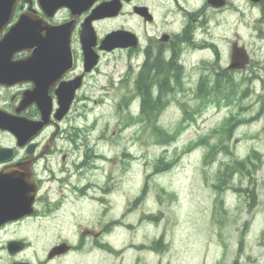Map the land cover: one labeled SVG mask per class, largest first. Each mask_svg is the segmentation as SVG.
<instances>
[{"label": "flooded vegetation", "instance_id": "flooded-vegetation-1", "mask_svg": "<svg viewBox=\"0 0 264 264\" xmlns=\"http://www.w3.org/2000/svg\"><path fill=\"white\" fill-rule=\"evenodd\" d=\"M25 18L68 24L70 54L61 59L53 80L50 75L32 82L20 72L32 51L12 41L22 35L11 28ZM249 28L253 39L243 41ZM113 31H123L135 44L100 49L102 38ZM92 36L98 58L86 71L81 38ZM117 50L126 52L129 62L131 85L123 96L129 101L141 104L145 95L179 101V94L195 84L193 96L203 88L204 95L225 98L234 73L252 64L264 70V0H0V264H103L106 254L121 264L120 217L104 207L109 182L101 186L87 175L108 158L96 152L88 129L62 125L76 103L90 100L89 78L101 72L103 56ZM203 51L210 53L208 59L199 57ZM235 52L243 64L233 68ZM195 69L204 71L194 82ZM79 77L69 111L56 120V88ZM36 86L50 101L44 120L40 93L37 97L34 89L30 96ZM103 136L96 140L107 143ZM71 202L89 206L84 218L82 208L65 213ZM59 216L70 217L69 231L54 223ZM166 247L163 231L147 245L127 248L159 254Z\"/></svg>", "mask_w": 264, "mask_h": 264}, {"label": "rangeland", "instance_id": "rangeland-1", "mask_svg": "<svg viewBox=\"0 0 264 264\" xmlns=\"http://www.w3.org/2000/svg\"><path fill=\"white\" fill-rule=\"evenodd\" d=\"M252 36L247 29L243 41ZM100 69L85 88L90 100L76 103L62 125L88 129L96 152L108 158L87 175L101 186L109 182L104 207L120 217L121 264H264V70L252 64L234 73L225 98L202 104L192 95L195 84L179 101L160 102L157 124L172 135L165 143L146 120L127 118L140 105L123 98L131 85L126 52L107 53ZM202 71H192L194 82ZM101 133L107 143L96 140ZM79 208L82 217L90 209L71 202L65 213ZM67 218L54 223L69 231ZM163 231L167 247L159 254L127 248ZM103 264L117 259L106 254Z\"/></svg>", "mask_w": 264, "mask_h": 264}, {"label": "water", "instance_id": "water-1", "mask_svg": "<svg viewBox=\"0 0 264 264\" xmlns=\"http://www.w3.org/2000/svg\"><path fill=\"white\" fill-rule=\"evenodd\" d=\"M66 25L52 26L44 22L32 23L29 19H21L15 24L11 31L17 36L19 33L22 35L20 39L15 37L12 39L14 43L20 42L25 49H30L32 52L21 63V74L26 79L44 81L52 76V80L59 76L60 68L59 64L61 59L70 54V40L69 29L66 30ZM123 31H113L108 33L100 43L99 48L102 50H112L116 47H129L135 44L134 40L122 35ZM65 34V35H64ZM64 35V36H63ZM82 50L85 58V70L89 71L97 62L98 55L93 50V46L96 44L95 37H83L81 38ZM239 53L233 54V60L231 67L241 66L243 63H239ZM46 76V77H45ZM36 83V84H37ZM81 77L68 83H61L56 88L55 94L57 97V109L54 113L56 120H61L63 116L68 112L71 102L74 98L75 90L80 86ZM43 85V84H41ZM35 89V95L39 97L42 110V119L48 117L50 112V101L46 97L42 87L36 86L31 90L30 96L33 97ZM44 94V96H43ZM10 123V121L8 122ZM43 121L40 123L42 126ZM11 129V127H9Z\"/></svg>", "mask_w": 264, "mask_h": 264}, {"label": "trees", "instance_id": "trees-1", "mask_svg": "<svg viewBox=\"0 0 264 264\" xmlns=\"http://www.w3.org/2000/svg\"><path fill=\"white\" fill-rule=\"evenodd\" d=\"M204 90V91H203ZM147 91H149V89L147 88ZM199 98L202 97L201 99V103L204 104L205 102H208V100L210 99L209 93L207 95H204L206 93V89L203 88H199ZM228 92L226 91V94ZM163 104L160 103V101L154 100L151 97H148L147 95H145V97L142 99L141 102V111L138 115L136 116H131V114H129L127 116V118L131 121L137 122V121H144L146 120L151 126H152V132L154 135L158 136L161 141L168 143L171 141V133H165L164 132V128L160 125L157 124V120L159 118V112L162 108ZM236 118V117H234ZM165 134V135H164ZM246 159L241 160L240 162H245ZM161 164H163L162 159H160ZM167 166L170 165V163H166ZM254 166V164H252ZM156 167L159 169V163L156 165ZM157 169V170H158ZM236 169V167H232V170ZM232 264H240L236 259L232 262Z\"/></svg>", "mask_w": 264, "mask_h": 264}, {"label": "bare ground", "instance_id": "bare-ground-1", "mask_svg": "<svg viewBox=\"0 0 264 264\" xmlns=\"http://www.w3.org/2000/svg\"><path fill=\"white\" fill-rule=\"evenodd\" d=\"M147 79V78H146Z\"/></svg>", "mask_w": 264, "mask_h": 264}]
</instances>
